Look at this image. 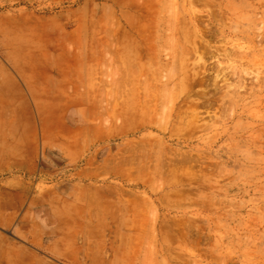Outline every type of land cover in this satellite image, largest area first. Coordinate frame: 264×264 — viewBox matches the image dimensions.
Instances as JSON below:
<instances>
[{
	"label": "rangeland",
	"instance_id": "obj_1",
	"mask_svg": "<svg viewBox=\"0 0 264 264\" xmlns=\"http://www.w3.org/2000/svg\"><path fill=\"white\" fill-rule=\"evenodd\" d=\"M16 7L9 54L29 50L61 66L75 63L71 86L94 91L87 122L108 138L103 147L95 144L88 165L95 169L105 159L114 170L95 180L81 175L82 183L122 185L136 195L137 223L106 217L75 223L84 229L72 233L37 220L27 207L34 191L43 195L78 180L69 173L86 166L85 158H46L42 168H54L51 181L58 182L52 189L25 183L21 174L0 177V264H129L127 251L135 252L134 264H264V0H35L21 8L24 20ZM22 24L45 25L39 47L24 46L33 30L21 31ZM173 32L196 36L220 54L221 66L199 54L191 59L201 67L206 61L209 73L224 71L217 91H204L200 100L214 105L198 109V130L172 129L165 117L172 105L164 108L160 97L146 104L137 93V83L154 77L159 94L169 53L163 45ZM143 109L152 128L141 130ZM5 179L19 183L2 190Z\"/></svg>",
	"mask_w": 264,
	"mask_h": 264
},
{
	"label": "crops",
	"instance_id": "obj_2",
	"mask_svg": "<svg viewBox=\"0 0 264 264\" xmlns=\"http://www.w3.org/2000/svg\"><path fill=\"white\" fill-rule=\"evenodd\" d=\"M34 2L0 0V177L21 174L25 183L35 181L37 186L41 182L50 188L58 184L51 181L54 168L50 169L49 164V169L42 168V161L47 158L51 164L52 157L64 164H76L85 158L84 168L69 173L71 177L77 175L78 180H64L58 189H43V195L34 191L27 199V207L36 209L37 220L72 233L84 229L73 224L94 223L101 216L111 221L128 217V221L137 223L136 195L126 193L122 185L82 183L83 175L96 179L99 174L108 173L111 177L114 170L104 165L105 159L95 169L88 165L92 164L89 154L95 144L103 147L108 138L103 130L87 122L94 91L86 88L80 92L71 86L74 78L70 69L75 63L61 66L55 57L30 54L29 50L21 57L9 54L16 45L13 8L18 6L16 18L24 20L27 14L21 8ZM20 28L33 30V37L24 43L27 48L39 47L38 36L47 29L42 24H22ZM60 45L67 46L64 42ZM16 183L19 181L5 179L1 189L8 191ZM134 253L127 251L123 255L129 264H134Z\"/></svg>",
	"mask_w": 264,
	"mask_h": 264
},
{
	"label": "bare ground",
	"instance_id": "obj_3",
	"mask_svg": "<svg viewBox=\"0 0 264 264\" xmlns=\"http://www.w3.org/2000/svg\"><path fill=\"white\" fill-rule=\"evenodd\" d=\"M140 32V31H139ZM178 33L173 32V35L170 39H167L164 42L163 47L169 51L167 54V61L164 64H161L163 68V77L165 80L160 85L158 92L153 87L152 83L149 84L148 81H143V83H137V93L140 91L142 100L146 104L157 103L158 97L163 101L164 108H168V105H172V109L169 108L168 112L165 114L166 118H171L169 125L172 129L183 131V127L186 126L189 130H198L200 127H197L196 120L198 118V109H209L214 105V102L208 104H200V100L205 96V92L210 93L214 90L217 91V81L222 80L224 76L221 74L224 71H217L209 73L206 71V61L203 62L202 67L199 66L195 61L191 62V59L195 55L199 54V60L202 61L204 58L209 60H215L217 66H221L219 63L220 54L215 52L216 49H211L208 45H203L201 41L194 36V39H188L184 35H180V39L177 37ZM183 38V39H181ZM202 48V51L199 50ZM228 58V55L226 56ZM153 64V58L147 65L150 67ZM141 58L137 60V72L143 73L141 69ZM202 69V70H201ZM207 76V77H206ZM155 82H158V78H155ZM227 83L228 81H223ZM239 86L242 88L243 84L239 80ZM225 87L230 88L231 85L225 84ZM204 88V90H201ZM205 91V92H204ZM159 95V96H158ZM202 106V107H201ZM144 109L142 112L137 115V128H152L146 119H144ZM146 113V111H145ZM208 114V112H206ZM188 118H194L195 124L193 122L188 123ZM166 130V126H165ZM177 140H180L176 136ZM177 144V143H175ZM184 150V147L182 148ZM158 151H160L158 149ZM173 153H179L180 148L171 150ZM193 151V150H192ZM161 152V151H160ZM101 212L100 214H102ZM96 222H102V216L96 220Z\"/></svg>",
	"mask_w": 264,
	"mask_h": 264
}]
</instances>
